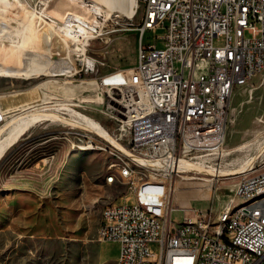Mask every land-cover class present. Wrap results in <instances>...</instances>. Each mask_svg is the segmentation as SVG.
<instances>
[{
  "label": "built area",
  "instance_id": "obj_1",
  "mask_svg": "<svg viewBox=\"0 0 264 264\" xmlns=\"http://www.w3.org/2000/svg\"><path fill=\"white\" fill-rule=\"evenodd\" d=\"M140 2L136 62L96 79L109 90L100 111L107 122L88 115L102 133L88 129L77 141L103 145L117 172L105 182L127 188L125 200L103 208L98 237L119 242L116 264H264V203L230 213L237 196L264 189V169L243 174L216 217L191 208L181 222L172 218L177 164L223 149L233 93L264 69V0ZM150 30L162 31L154 42L144 39ZM5 118L0 103V125Z\"/></svg>",
  "mask_w": 264,
  "mask_h": 264
},
{
  "label": "rangeland",
  "instance_id": "obj_2",
  "mask_svg": "<svg viewBox=\"0 0 264 264\" xmlns=\"http://www.w3.org/2000/svg\"><path fill=\"white\" fill-rule=\"evenodd\" d=\"M28 1L36 5L33 0ZM71 2L74 3L73 0ZM81 7L86 11L91 9L90 6ZM1 13L11 17L18 15L17 10L0 6V18ZM142 13L141 2L138 12L132 17L117 16L116 13L109 15L104 10L96 13L101 26L87 50L90 57L99 60L95 71L87 72L84 62L74 54L77 57L73 66L53 71L51 76L28 72L23 68H17L13 75L11 71H6L9 75H0V103L6 115L4 121L33 107L50 105L57 110L61 106L59 104L65 103L86 116L107 122V116L100 111L109 90L98 88L96 79L136 62L137 26ZM161 33V30L147 31L144 39L154 42L156 35ZM222 40V37H217L216 43ZM156 42L161 45V40ZM54 60L56 64L61 61L59 58ZM6 65V62L0 61V68L6 70ZM57 111L76 117L66 108ZM26 133L29 135L28 144L21 146L13 159L18 158L19 162L25 159L20 164L28 166L51 156L55 167L51 174L49 170L44 176L37 173L41 170L38 165L35 174L28 172L31 176L28 178L35 184V198L32 199L35 206L28 208L32 215H28L27 220L17 225L14 222L0 225V264H116L119 242L100 240L98 237L103 208L115 197L123 200L126 197V185L118 180L111 182H117V185H98L111 174L117 176V172L111 170L116 159H112L108 151L79 148V134L91 132L75 123L60 119L43 120L36 122ZM47 139L49 141H45ZM246 142L252 147L235 150L236 146ZM26 151L27 154H23ZM254 156V168L243 173L223 176L193 171L178 173L174 181V206L208 210L216 217L233 196L241 176L264 169V69L249 84L233 93L223 149L191 162L213 171L230 170ZM152 172L153 169L145 167V173ZM48 182L50 185L46 186ZM136 202L146 207V199L136 198ZM245 202L246 198L237 196L233 208ZM186 212L191 210L186 209ZM183 217V210L172 212V218L177 222H181Z\"/></svg>",
  "mask_w": 264,
  "mask_h": 264
},
{
  "label": "bare ground",
  "instance_id": "obj_3",
  "mask_svg": "<svg viewBox=\"0 0 264 264\" xmlns=\"http://www.w3.org/2000/svg\"><path fill=\"white\" fill-rule=\"evenodd\" d=\"M33 1L36 3L35 6L28 0H0V6L3 8L14 9L18 12V15L14 17L1 13L0 61L6 62L7 68L6 70L0 68V75H9L6 71H11L13 75L17 68H23L28 72L33 71L51 76L53 71H63L73 66L77 56L79 61L91 63L94 59L87 54V50L90 40L98 36V27L101 26L96 13L104 10L109 15L116 13L117 16L132 17L136 15L140 7V0H73L74 3L71 0ZM81 6H90L91 9L86 11ZM74 54L77 56L75 57ZM56 58L61 59L59 64L55 63ZM59 105H61L59 108L71 110L76 117H68L69 115L66 116L57 111L59 108L54 110L49 107L50 105H45L15 113L4 121L0 125V158L36 122L43 120L60 119L102 133L99 125L90 117L65 103ZM108 139L119 149L127 152L125 147L113 137L109 136ZM250 144L249 142L242 143L236 146L235 150H243L251 146ZM77 146L84 150H103V145L98 144L80 143ZM254 159L255 156L247 159L238 168L230 170L205 169L202 165L193 163L187 158H182L177 167L179 168L178 173L193 171L197 174L223 176L252 170ZM112 165L116 166V162ZM145 167L153 169V165H145ZM116 177V174H111L106 179H116ZM211 180L210 178L209 181ZM259 203H264V189L246 197V202L236 208L231 205L230 213H240L241 210L254 211ZM136 205L137 208H145L140 202H136ZM191 208L192 206L176 207L174 203L172 205L173 211Z\"/></svg>",
  "mask_w": 264,
  "mask_h": 264
},
{
  "label": "crops",
  "instance_id": "obj_4",
  "mask_svg": "<svg viewBox=\"0 0 264 264\" xmlns=\"http://www.w3.org/2000/svg\"><path fill=\"white\" fill-rule=\"evenodd\" d=\"M28 141L29 135L26 133L5 153L0 160V225L3 223L7 224L8 222H14L15 225H17L19 222L27 220L26 218H28V215H32V212L29 211L28 208L35 206L32 201V199L35 198L33 194V187L35 184L28 178H31L28 172L35 174L37 171L36 166L38 165L41 167V170L37 173L44 176L49 170H51V174L55 167L53 165L54 160H52L51 156L43 157L38 161L30 163L28 166L21 165L24 163L25 159L20 160V162L18 158L13 159V157L18 154V149L21 148V146L28 144ZM45 141L49 140L47 139ZM45 141H42V143ZM23 154L26 155L27 151L23 152ZM103 183L107 184L106 182H102L100 184L98 183V185H102ZM114 184L117 185V182L111 185ZM45 185L49 186L50 183L48 182ZM86 194L87 193L85 191V195ZM122 201L123 198L115 197L110 203H120Z\"/></svg>",
  "mask_w": 264,
  "mask_h": 264
}]
</instances>
